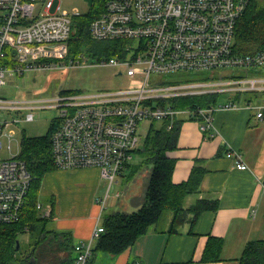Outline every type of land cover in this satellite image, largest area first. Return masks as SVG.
Masks as SVG:
<instances>
[{"label":"built area","instance_id":"obj_1","mask_svg":"<svg viewBox=\"0 0 264 264\" xmlns=\"http://www.w3.org/2000/svg\"><path fill=\"white\" fill-rule=\"evenodd\" d=\"M251 1L102 0V11L89 27L90 37L124 43V54L105 64L124 68L132 86L60 95L52 100L0 97V151L6 143L12 150L16 139L12 127L33 121L34 114L25 111L58 109L60 121L51 137L56 169L98 168L110 190L133 159L143 122L170 119L168 130H172L174 120L188 119L214 135L218 111L247 108L258 120H264V78L227 80L224 73L226 69L264 71V49L244 55L236 46V30ZM55 3L0 0V90L6 86L8 76L78 67L88 61L82 52L74 58L69 56L74 20L82 15L72 16L61 12L60 7L54 12ZM129 52H133L131 57ZM220 71L223 73L217 79ZM203 72H211L210 77L183 85L163 79L172 74ZM225 94H232L228 102L222 101ZM246 94L253 96L243 104ZM195 97L216 100L184 109L172 108L169 103ZM254 99L262 103L254 104ZM19 156L0 159V226L25 222L34 178ZM227 157L238 170H248L242 154L230 150ZM103 203L107 206L106 200ZM37 210L41 218H50L52 213L51 206L43 202L38 203ZM252 216H256L255 211ZM104 233L103 223L99 222L91 239L75 245L74 264L90 263L94 245Z\"/></svg>","mask_w":264,"mask_h":264},{"label":"crops","instance_id":"obj_2","mask_svg":"<svg viewBox=\"0 0 264 264\" xmlns=\"http://www.w3.org/2000/svg\"><path fill=\"white\" fill-rule=\"evenodd\" d=\"M197 124L185 119L181 125L177 149L172 151L176 162L173 178L176 184L187 182L193 170L200 168L204 171L200 191L192 197L219 199L218 211H205L194 225L186 223L179 233L156 229L120 256L98 253L89 264H240L248 243L264 240V120L243 108L218 111L214 135L212 131L203 132ZM230 150L242 154L248 170H238L227 157ZM107 186L98 168L58 170L45 175L43 204L54 210L53 219L45 222L46 237L55 241L61 257L44 263L75 260L74 246L91 239L105 214L132 213L144 200L145 190L126 204L122 192L111 194ZM103 200L107 206H103ZM211 236L223 240L221 260L205 263L202 258Z\"/></svg>","mask_w":264,"mask_h":264},{"label":"trees","instance_id":"obj_3","mask_svg":"<svg viewBox=\"0 0 264 264\" xmlns=\"http://www.w3.org/2000/svg\"><path fill=\"white\" fill-rule=\"evenodd\" d=\"M99 14L90 13L87 17H78L74 20L75 34L70 42V58L80 54L83 51V47L92 41L89 27ZM236 41L237 50L240 54H254L264 49V0L251 1L239 22L236 30ZM123 46L124 43L122 42L108 41L105 50L110 56L122 55L124 54ZM197 98L170 100L169 103L172 108L184 109L194 107L197 102L208 105L211 101L214 102L216 100V98ZM245 99L250 100V98ZM183 122L184 120H174L172 130H168V126L171 123L170 119L152 122L145 147L140 152H137L142 160L140 164L146 166L148 171L144 200L139 209L132 213L105 214L103 219L105 233L96 241L93 256L98 253L120 256V254L132 248L141 237L159 229L157 224L167 213H170L169 217L171 218L169 233L175 234L179 233V228L186 223L194 225L205 211H218L219 199L216 198H201L197 199L194 204H188V198L200 191L204 175V171L200 168L193 170L187 182L179 184L174 182L176 162L170 157L169 152L177 149V141ZM57 126L51 129L47 137H25L19 156V159L26 163L30 174L34 178L29 193L23 227H28V224H30L29 229L35 230V223L42 221L44 223L43 235L48 232L45 231V222L53 219L54 210L50 218H41L37 205L42 202L40 191L45 175L57 170L51 152V137ZM53 206L54 204H52ZM16 228L17 225L0 226V264H13L16 261L18 254V229ZM190 233L194 235V229ZM43 238L46 237L43 236ZM34 246L37 247L38 245ZM222 250L223 240L212 236L209 237L202 262L220 261ZM68 261L61 264H72L74 260L71 261L69 259ZM240 264H264V240L248 243Z\"/></svg>","mask_w":264,"mask_h":264},{"label":"rangeland","instance_id":"obj_4","mask_svg":"<svg viewBox=\"0 0 264 264\" xmlns=\"http://www.w3.org/2000/svg\"><path fill=\"white\" fill-rule=\"evenodd\" d=\"M38 9L41 8V4L37 5ZM54 12L60 7L61 12H67L70 15L81 14L82 17L92 14H99L102 11V0H56ZM111 42V41H109ZM108 45V41H97L92 39L89 43L83 47L82 53L88 60L83 66L54 68L48 71H30L23 76H8L6 86L0 90V97H10L15 99H27V100H52L57 96H67L72 93H94L103 91H116L120 89H127L132 86L133 81L127 76L124 68L106 65L105 62L115 57L120 58V55L110 56L105 48ZM129 57L133 55V52L127 54ZM123 74H120V73ZM217 72V79L219 78ZM228 75L227 80L238 79H253L264 78V71L262 70H249L244 71L241 69H226L224 71ZM211 72H203L196 74L179 73L172 74L163 77L165 82L168 83H188L189 81H202L209 78ZM253 94H246L242 100L245 103V98H249ZM222 98L223 102H228L232 97V94H225ZM254 104L262 103L261 99H254ZM32 112L34 119L31 122H21L18 126L12 127V130L16 132V139L12 144V150L10 151L9 144L6 143L3 150L0 151V159L7 160L12 156H18L22 151V142L24 138H41L49 136L51 129L59 125L60 111L55 108L46 110H33L25 111L24 113ZM24 115V114H23ZM22 117L21 114H19ZM196 124V123H195ZM151 122H143L139 126V134L141 136L140 143L133 150L134 157L129 161V166L123 171V176L118 178L119 183L114 185L111 190V194L117 191L123 193L122 201L127 204L126 201L138 196L145 190V184L148 182L147 167L144 166L140 158V152L145 147V142L149 136ZM199 126V124H197ZM172 151L170 152V154ZM173 153L170 155L173 158ZM136 165V166H135ZM58 171V170H55ZM53 172V171H52ZM133 176L129 177V175ZM133 177V178H132ZM45 182V180H44ZM108 184V183H107ZM144 198V196H143ZM40 199L44 202L43 196ZM197 201L195 197H191V204ZM190 204V205H191ZM132 205V204H131ZM170 213L164 215V217L157 224L159 229H167L171 225ZM23 224L24 221H23ZM23 224L17 225L18 234L17 241H19L20 248L17 250L18 255L27 252L33 245H38V252L34 256L35 264H46L45 260H58L61 257L59 248L55 245V241L46 237L48 234L43 235L44 223L41 221L36 222V229L31 230ZM183 225L179 230L184 229ZM29 229V230H28ZM46 229V230H45ZM45 231L47 228L45 227ZM45 236L46 238H43ZM36 260L38 262L36 263ZM19 264V263H13Z\"/></svg>","mask_w":264,"mask_h":264},{"label":"flooded vegetation","instance_id":"obj_5","mask_svg":"<svg viewBox=\"0 0 264 264\" xmlns=\"http://www.w3.org/2000/svg\"><path fill=\"white\" fill-rule=\"evenodd\" d=\"M35 248L36 246L33 245L32 248H30L27 252L22 253V255L17 254L15 263L31 264L34 258Z\"/></svg>","mask_w":264,"mask_h":264},{"label":"water","instance_id":"obj_6","mask_svg":"<svg viewBox=\"0 0 264 264\" xmlns=\"http://www.w3.org/2000/svg\"><path fill=\"white\" fill-rule=\"evenodd\" d=\"M19 248H20L19 241H17V249H19ZM33 260H34V258H33ZM33 264H35V262H33Z\"/></svg>","mask_w":264,"mask_h":264}]
</instances>
